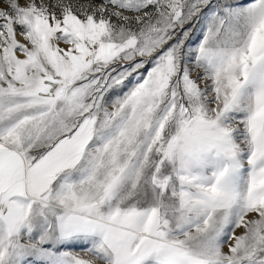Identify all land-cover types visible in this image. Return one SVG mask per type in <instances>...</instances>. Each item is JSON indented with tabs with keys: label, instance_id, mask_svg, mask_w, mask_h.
Instances as JSON below:
<instances>
[{
	"label": "snow or ice",
	"instance_id": "6c2138e0",
	"mask_svg": "<svg viewBox=\"0 0 264 264\" xmlns=\"http://www.w3.org/2000/svg\"><path fill=\"white\" fill-rule=\"evenodd\" d=\"M0 264H264V0H0Z\"/></svg>",
	"mask_w": 264,
	"mask_h": 264
}]
</instances>
